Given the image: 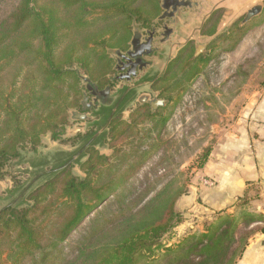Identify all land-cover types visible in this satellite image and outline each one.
<instances>
[{
	"label": "trees",
	"instance_id": "obj_1",
	"mask_svg": "<svg viewBox=\"0 0 264 264\" xmlns=\"http://www.w3.org/2000/svg\"><path fill=\"white\" fill-rule=\"evenodd\" d=\"M160 3L161 0H0V177L24 147L29 145L34 150L43 134L49 132L53 140L63 134L68 110L79 105L83 75L103 85L111 71V60L104 49H125L132 23L147 26L160 13ZM215 23L213 18L204 31L213 32ZM248 29L247 25L235 24L209 47L230 50ZM191 54L189 49L177 57L180 75L188 68L193 69L190 76L199 70L195 66L202 57L191 59ZM175 77L170 72L163 80L170 82ZM147 111L154 121L156 114ZM70 169L65 160L44 171L47 181L34 190L31 205L18 208L7 204L0 209V245L7 244L6 236L13 239L12 257L27 255L34 264L37 253L50 246L51 250L39 259L41 264H47L50 255L54 256L52 250L98 203L117 192L133 172L120 175L108 170L100 175L97 171V182L105 178L98 184L87 174L72 175ZM89 170L94 169L91 166L88 173ZM164 192L165 188L160 189L142 205L140 200L131 207L124 202L125 195H116L117 207L95 219L61 264H149V257L160 247L162 264H234L248 237L258 229L251 227L255 222L252 216L222 213L203 232L186 234L173 246H160V238L177 222L175 198L163 202ZM66 209L49 243L43 245V216L48 212L61 214ZM241 231L246 234L240 236Z\"/></svg>",
	"mask_w": 264,
	"mask_h": 264
},
{
	"label": "rangeland",
	"instance_id": "obj_2",
	"mask_svg": "<svg viewBox=\"0 0 264 264\" xmlns=\"http://www.w3.org/2000/svg\"><path fill=\"white\" fill-rule=\"evenodd\" d=\"M159 14L147 26L133 22L132 34L135 29L143 33L151 29V26L156 24ZM129 41L126 42L127 46ZM225 44L229 46L227 40ZM120 49L118 47L104 49L111 60V71L106 74L105 83L111 86L113 102L105 107L99 104L98 108L91 110V114L97 115L98 119L86 124L87 134L66 132L67 127L72 128L68 124L64 126L63 134L56 140L51 139L50 133L47 132L41 136L34 150H30L29 145L24 147L19 156L8 163L4 168L5 174L0 177V209H2L7 204L18 208L31 205L32 193L47 181L48 176L43 172L59 166L65 160L71 165L72 175L87 174L98 184L104 183L105 178L97 182L95 180L97 171L101 173L100 175L108 170L111 172L115 170L116 174L120 175L133 171L125 181L121 182L117 192L98 203L69 232L58 247L52 250L54 256L50 255L51 260L49 259L47 264H61L65 258H68L95 219L102 213H107V209L113 210L117 207L116 195L119 193L126 196L124 202L129 207L140 200L142 205L156 191L163 188H165L163 202L175 198L174 210L177 222L160 238V246L162 244L173 246L186 234L203 232L215 219H207V215L199 211H190V216H187L186 209L177 208V201L195 186L200 169L204 166L212 146L217 142L218 132L241 117L240 112L245 102L255 99L256 95L253 94L259 92L260 87H264L263 25L251 31L247 30L230 50L219 48L212 50L210 47L209 51L199 54L203 62L202 60L196 62L195 68L199 70L195 75L190 76L192 68H188L189 70H185V73L180 75L177 65L173 68L169 65L165 76L172 72L176 77L170 82L161 79L157 84L161 94L166 97L169 107L156 113L154 121L148 116V111L146 112L148 109L133 110L128 113L127 109H119V107L115 109L116 117L110 116L107 120L105 115L114 111L116 102L124 100L125 104L132 102L134 97L132 92L127 93L126 82H121L119 89L115 88L117 79L114 70V50ZM83 76L88 78L86 75ZM93 83L96 86L101 85L98 81ZM81 87V93L85 92L84 81ZM128 105L126 103V106ZM79 106L80 103L70 109H77ZM99 140L103 143L97 144ZM104 155L105 158L102 157ZM91 166L94 170H89L88 173L87 170ZM120 175L116 177L117 180ZM67 212L66 209L61 214L48 212L43 216V226L46 225L43 245L49 243L48 238L52 236L51 233ZM183 222L184 225L180 226ZM245 234L244 231L239 233L240 236ZM5 240L7 244L0 245V264H33L30 256L12 257L10 242L13 239L6 236ZM161 249L163 248L156 249L149 257V264L163 263L158 257ZM46 250H51L50 246L45 248L44 252ZM44 252L37 253L34 264H39L41 254Z\"/></svg>",
	"mask_w": 264,
	"mask_h": 264
},
{
	"label": "crops",
	"instance_id": "obj_3",
	"mask_svg": "<svg viewBox=\"0 0 264 264\" xmlns=\"http://www.w3.org/2000/svg\"><path fill=\"white\" fill-rule=\"evenodd\" d=\"M258 4L261 6L260 11L244 21L247 11ZM180 17L183 22H178L173 28V35L163 42L158 41L162 37L159 34L155 38L156 50L149 61L150 64L140 70L137 78L149 80V84H153L155 80L157 83L163 79L169 65H172V68L176 65L179 55L192 49L191 57L197 58V44L205 47L201 53L209 51V43L219 35L227 34L235 24L239 27L247 25L250 31L263 27L264 0H195L191 8H183ZM213 18L216 21L212 27L213 32H205ZM131 39L132 37L130 41ZM118 85L121 83L116 84V87ZM148 87L141 86L138 91ZM158 87L156 85L149 88L154 93H159L161 90ZM260 88L259 92L253 94L256 95L255 99L245 102L240 112L242 116L218 132L217 142L207 155L195 186L177 201V208L186 209L187 216H190V211H199L211 220L222 213L249 215L255 219L251 227L258 229L248 237L241 255L234 264H264V87ZM160 97L164 104L152 110L147 104H134V94L132 102H126L128 106L124 104V100H120L113 107L114 111L110 114L107 112L106 115L109 114V119L110 116L116 117L115 109L118 107L127 109L128 113L148 109L150 113L156 114L169 107L166 97L162 94ZM68 121L69 126L75 125L70 124L72 120Z\"/></svg>",
	"mask_w": 264,
	"mask_h": 264
},
{
	"label": "water",
	"instance_id": "obj_4",
	"mask_svg": "<svg viewBox=\"0 0 264 264\" xmlns=\"http://www.w3.org/2000/svg\"><path fill=\"white\" fill-rule=\"evenodd\" d=\"M192 3H195V0H161L160 7L162 9L161 14L157 17V19H168V24L166 23L163 25V31H161L160 35H162V38H160L158 41L163 42L168 37L173 35V28L177 25V23H182L183 19L180 17V13L183 10V8H191ZM260 4L250 8L245 17L244 21L249 20L251 17L255 16L260 11ZM147 36H143L140 30L135 29L133 30V36L129 43V48L125 51V53H121L120 50H114V54L121 56L123 59H125L127 62L123 66L127 67L126 73L124 74V77L127 80H130L131 76L136 75V71L141 70L143 66L146 65V62L143 60L142 56L144 55H150L153 51L156 50V48H153V38L154 34H156L155 30L147 31ZM205 49L204 45L197 44L195 55L200 54ZM120 63V60H118ZM123 77V76H121ZM83 80L85 82V88L88 92H90L91 95H95L93 98L94 105H97V99H96V91L94 90L96 85L87 77H83ZM101 95H109L110 88L106 86L102 90L98 91ZM158 93H155L153 98L149 99L150 106L152 110L157 108L158 106H162L164 104V100L157 97ZM137 102L142 103L144 100L140 98H136ZM111 101V98L108 100V103ZM91 103V102H90ZM90 103L88 102V95L86 92L82 93V99L80 101L81 104V111H77L75 109L68 110L70 116V120H84L89 119L88 113H85V111L90 108ZM105 103V102H103ZM84 122H80V126H82ZM82 127H76L73 130H70V133H75L76 131H81Z\"/></svg>",
	"mask_w": 264,
	"mask_h": 264
},
{
	"label": "flooded vegetation",
	"instance_id": "obj_5",
	"mask_svg": "<svg viewBox=\"0 0 264 264\" xmlns=\"http://www.w3.org/2000/svg\"><path fill=\"white\" fill-rule=\"evenodd\" d=\"M160 15V14H159ZM168 24V19H158L157 21H156V24L155 25H152L151 26V29H149V30H146L145 31V33H143V32H141L142 34H143V36H147L148 34H147V31H150V30H155V32H156V34H154V40H153V48H154V43L156 42V37L158 36V34L160 35V33H161V31H163V25H165V24ZM161 30V31H160ZM160 36H162V35H160ZM162 38V37H161ZM169 38V37H168ZM130 46H128L126 49H121L120 50V52L121 53H125V51L129 48ZM154 52L155 51H153L150 55H144V56H142V58H143V60L146 62V65H148V63L150 64V59L153 57V55H154ZM118 60H120V63L118 62ZM126 60L125 59H123L121 56L119 57L118 55H116L115 54V57H114V70L116 71V79H117V82H126L128 85L126 86V89H127V93H129V92H132L133 94H135V98H134V104L135 103H139V102H137V100H136V98H140V99H143L144 101L140 104V105H145V104H147L149 107H151L150 106V102H149V99H151V98H153V96H154V92L150 89V88H152V87H155L157 84H158V82L160 81H157V83H156V80H155V82L153 83V84H149V80H145V81H143V79L141 78H137L138 77V75H139V73H140V70H138V71H136V75L135 76H131V78H130V80H127L125 77H124V74L126 73V70H127V67H124L123 68V66L126 64ZM145 65V66H146ZM145 66H143L142 67V69L145 67ZM141 69V70H142ZM121 76H123V77H121ZM115 83V88L116 89H119L120 87H121V85H118L117 87H116V84H119V83ZM144 85H147V86H149L147 89H143V90H139L138 91V89H140L141 88V86H144ZM106 86H108L109 88L111 87L110 85H108V84H106L105 83V85L103 84V85H97L96 87L97 88H95L94 90L96 91V99H97V105H94V102H93V98L95 97V95H91L90 94V92H88L87 90L85 91L86 93H87V95H88V102L90 103V108H88L86 111H85V113H88V115L90 116L89 117V119H84V120H72L71 122L73 123V124H75L72 128H67V129H65L66 130V132L67 131H70V130H73L74 128H76V127H82L83 129L81 130V131H76L75 133H71V134H79V133H81L82 135L83 134H87V127H86V124L88 123V122H90V121H92V123L94 122V120H96V119H98V117H97V115H93V114H91V110L93 109V108H98L97 106H100V105H104V107H105V105H108V104H111L113 101H112V96H111V88H110V93H109V95H101L98 91H100V90H102L103 88H105ZM159 92V91H158ZM160 93V96H161V91L159 92ZM159 93H158V95H157V97L158 98H161L160 96H159ZM111 98V101L108 103V100ZM81 99H82V95H81V98H80V100H79V103H80V101H81ZM103 102H105V103H103ZM100 104V105H99ZM138 105V104H137ZM75 110H77V111H81V106H79L77 109L75 108ZM111 112H109V114H110ZM109 114H108V116L107 115H105V116H107V118L109 117ZM69 116H70V114H69ZM68 116V117H69ZM70 120V119H69ZM84 122V124L82 125V126H80L79 124H80V122ZM69 122V121H68ZM67 122V123H68ZM67 125V124H66ZM70 133V132H69Z\"/></svg>",
	"mask_w": 264,
	"mask_h": 264
},
{
	"label": "built area",
	"instance_id": "obj_6",
	"mask_svg": "<svg viewBox=\"0 0 264 264\" xmlns=\"http://www.w3.org/2000/svg\"><path fill=\"white\" fill-rule=\"evenodd\" d=\"M205 182H208L207 180H204Z\"/></svg>",
	"mask_w": 264,
	"mask_h": 264
}]
</instances>
